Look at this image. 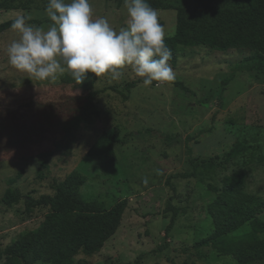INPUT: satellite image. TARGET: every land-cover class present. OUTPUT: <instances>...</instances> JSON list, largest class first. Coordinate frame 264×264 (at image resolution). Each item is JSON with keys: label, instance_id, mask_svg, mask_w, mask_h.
Listing matches in <instances>:
<instances>
[{"label": "rangeland", "instance_id": "374dc122", "mask_svg": "<svg viewBox=\"0 0 264 264\" xmlns=\"http://www.w3.org/2000/svg\"><path fill=\"white\" fill-rule=\"evenodd\" d=\"M39 1L40 8L0 10V23L30 15L28 23L47 29L48 0ZM157 1L165 7L158 10L159 23L170 38L176 34L178 8H226L248 0ZM89 2L93 18L106 17L117 31L126 26L124 0ZM18 39L16 31L0 34V264L12 241L39 227L48 212L26 211L25 199L8 207L2 202L5 192L52 195L53 181L72 171L86 176V199L107 208L118 199L128 201L115 235L95 254L76 256L74 264H237L209 247L192 246L212 231L207 206L216 194L209 185L220 187L225 175L243 170L247 191L264 198V68L236 69L251 64L257 53L250 48L179 47L176 62L169 63L174 80L138 83L128 91L129 83L142 80L131 67L119 80L100 77L77 85L67 73L54 83L30 80L8 62L7 46ZM234 70V79L222 86ZM89 91H97L95 113L67 132L75 116L69 98ZM24 127L33 130L31 142L17 135ZM102 134L108 135L113 155L89 156ZM234 148L242 154L223 162ZM191 160L224 165L210 172L199 169L194 178H169L191 172ZM259 219L264 223V212ZM248 230L245 226L238 233Z\"/></svg>", "mask_w": 264, "mask_h": 264}, {"label": "trees", "instance_id": "16d2710c", "mask_svg": "<svg viewBox=\"0 0 264 264\" xmlns=\"http://www.w3.org/2000/svg\"><path fill=\"white\" fill-rule=\"evenodd\" d=\"M147 2L156 10L165 9L160 1ZM41 6L39 0H0V10H30ZM176 11V34L165 39L172 53L168 63L176 62L179 47L206 46L219 52L250 48L257 53V57L251 64H243L236 69L251 71L264 68V0H248L226 8L204 4L198 8H178ZM14 20L0 23V34L9 31ZM234 76L235 70L222 81V86L231 82ZM88 77L90 79L85 80L90 83L97 80L94 74L89 73ZM138 83L143 82H131L126 86L127 90ZM177 85L186 90L180 83ZM96 96L97 91H89L84 96L69 98L67 104L73 107L75 116L66 125L67 132L89 122L96 111ZM20 129L17 135L23 134L25 141L31 142L33 130L27 127ZM18 142L13 141V144ZM241 154L240 149L234 148L225 155L223 162L227 163ZM88 155L112 156L113 148L108 135L102 134L89 148ZM223 162L216 165L211 161H202L198 164L191 160V172L169 178H194L199 174V169L210 172L224 165ZM86 181L85 175L72 171L63 180L53 181L52 195L44 194L38 198L22 197L17 191L8 189L2 198L6 206L25 199L26 211L48 208V212L39 227L26 231L12 241L4 251L2 264H74L79 254L90 256L98 252L119 229L128 201L118 199L107 208L102 202L86 199L82 194ZM209 190L216 194L207 206L212 231L195 242L192 248L209 247L220 255L234 258L237 264H264V237H261L264 223L259 219L264 212V198L247 191L246 173L237 170L225 175L220 187L209 185ZM172 223L173 219L166 231ZM245 226L249 230L238 233Z\"/></svg>", "mask_w": 264, "mask_h": 264}, {"label": "clouds", "instance_id": "9594fccd", "mask_svg": "<svg viewBox=\"0 0 264 264\" xmlns=\"http://www.w3.org/2000/svg\"><path fill=\"white\" fill-rule=\"evenodd\" d=\"M124 4L128 18L118 31L106 17L93 18L89 0H48L47 29L28 23L30 15H18L10 25L19 39L7 46L9 64L30 80L49 83L66 73L77 85L90 79L89 73L119 80L128 67L145 86L174 80L158 10L147 0Z\"/></svg>", "mask_w": 264, "mask_h": 264}]
</instances>
